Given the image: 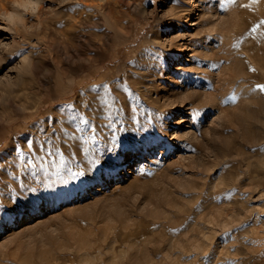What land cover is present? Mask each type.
<instances>
[{
  "label": "rangeland",
  "instance_id": "obj_1",
  "mask_svg": "<svg viewBox=\"0 0 264 264\" xmlns=\"http://www.w3.org/2000/svg\"><path fill=\"white\" fill-rule=\"evenodd\" d=\"M0 3V264H264V0Z\"/></svg>",
  "mask_w": 264,
  "mask_h": 264
},
{
  "label": "bare ground",
  "instance_id": "obj_2",
  "mask_svg": "<svg viewBox=\"0 0 264 264\" xmlns=\"http://www.w3.org/2000/svg\"><path fill=\"white\" fill-rule=\"evenodd\" d=\"M10 1H12V0H10ZM79 1V0H78ZM81 1V0H80ZM87 1V0H86ZM84 2V1H83ZM6 5V4H5ZM7 7V6H6ZM2 9V11L3 10H6L5 9V7H4V5L3 4H1L0 3V10ZM264 15V14H263ZM261 21V20H260ZM261 23V22H260ZM195 24V23H194ZM259 28V27H258ZM262 32V31H261ZM263 32H264V30H263ZM257 33V32H256ZM261 34V33H260ZM259 34V35H260ZM257 38H259V37H257ZM260 41V40H259ZM264 41V40H263ZM262 42V41H261ZM252 46V45H251ZM253 47V46H252ZM256 47V46H255ZM247 48V47H246ZM246 48H243V49H246ZM249 48V47H248ZM251 50V49H250ZM254 50V49H253ZM264 51V49H261V51ZM250 52V51H249ZM252 52V51H251ZM263 55H264V53H262ZM7 57V56H6ZM5 57V58H6ZM9 57V56H8ZM8 57H7V59H8ZM4 58V57H3ZM261 59V58H260ZM6 60V59H5ZM6 61H8V60H6ZM253 64V63H252ZM264 66V65H263ZM2 67V64H1V66H0V68ZM256 67L259 69V67L256 65ZM262 67V66H261ZM231 68V67H230ZM233 68V67H232ZM232 68H231V70H232ZM229 69V68H228ZM238 69V68H237ZM236 69V70H237ZM226 71H228V70H226ZM233 71V70H232ZM232 71H231V73H232ZM234 72H235V70H234ZM238 72V71H237ZM229 73H230V70H229ZM235 74H237V73H235ZM235 74H234V79L236 78L235 77ZM242 74V73H241ZM225 75V74H224ZM239 75V74H238ZM237 75V76H238ZM255 75H257V74H255ZM264 75V74H263ZM229 77H230V75H228ZM228 76H226L224 79H226V78H228ZM91 77V76H90ZM97 77V76H96ZM233 77V75H231V78ZM251 77V76H250ZM85 79V78H84ZM95 79V78H94ZM238 79V78H237ZM228 80H229V78H228ZM225 81H227V79L225 80ZM230 81V80H229ZM232 81V80H231ZM235 81V80H234ZM233 81V82H234ZM236 82H238V81H236ZM261 82H263V81H261ZM227 83H229V82H227ZM241 83V82H240ZM264 83V82H263ZM226 84V83H225ZM233 84V83H232ZM236 84V83H235ZM234 84V85H235ZM229 87H230V85H229ZM22 89V88H21ZM230 89V88H229ZM27 90H28V88H27ZM232 90V89H231ZM11 91V90H10ZM15 92V90H12L10 93H12V92ZM74 91H76V90H74ZM22 95H20L19 93H18V97H15V99L17 98V100L19 101V102H21V103H19L20 105H18V104H16L15 105V99L14 100H10L9 101V103H10V106H14V107H16L15 108V110L14 111H16V116H17V112H18V110H20V109H24V110H28V108H29V104L28 103H30V101H29V98H30V96H29V94L27 93V95H24L23 96V93H21ZM24 94H25V91H24ZM197 94V93H196ZM8 95V94H7ZM14 95H16V94H14ZM21 96H23L22 98H19V97H21ZM188 96V95H187ZM187 96H185L186 98V100H191L190 99V97L188 96V99H187ZM197 96V95H196ZM199 96V95H198ZM13 97V96H12ZM11 98V97H10ZM10 98H8V99H10ZM194 98H195V94H194ZM180 100V99H179ZM193 100V99H192ZM181 101L182 102H184L185 100L184 99H181ZM196 101V100H195ZM257 102V101H256ZM8 103V104H9ZM205 103H207L206 101H205ZM205 103L203 102V104H201V102H200V108H202L201 107V105H205ZM209 103H211L209 100H208V103L207 104H209ZM217 104V103H216ZM236 104V103H235ZM248 104H250V103H248ZM253 105H255V104H253ZM31 106V105H30ZM206 106V105H205ZM218 107H220L219 105H217ZM244 106V105H243ZM247 106V105H246ZM199 108V109H200ZM237 108H239V107H237ZM247 108V107H246ZM7 109V108H6ZM30 109V108H29ZM240 109V108H239ZM241 109H242V107H241ZM240 109V110H241ZM245 109V108H244ZM3 110H5V109H3ZM236 110H238V109H236ZM243 110V109H242ZM246 110V109H245ZM253 110V109H252ZM23 111V110H22ZM30 111V110H29ZM223 111V113L224 114H226L225 116L227 117V119H228V122L229 123H234V121H236L237 120V118H238V116H236V115H234L232 112L234 111V110H222ZM251 111V110H250ZM238 112H241V111H238ZM253 112V111H252ZM255 112V111H254ZM3 113V112H2ZM1 113V114H2ZM20 113H21V111H20ZM243 113H245V112H243ZM247 113V112H246ZM0 114V115H1ZM4 114V113H3ZM7 114H9V113H7ZM19 114V113H18ZM35 115V114H34ZM238 115V114H237ZM244 115V114H243ZM248 115V114H247ZM250 115H251V113H250ZM253 115V114H252ZM2 116V115H1ZM6 116H10V114L9 115H6ZM13 116V115H12ZM245 116V115H244ZM15 117V116H14ZM14 117H11L10 116V118L12 119V118H14ZM229 117V118H228ZM246 117V116H245ZM252 117V116H251ZM30 118V117H29ZM240 118V117H239ZM3 119L5 120V119H7V118H5V115H3ZM241 119V118H240ZM250 119V118H249ZM2 120V119H1ZM9 120V119H8ZM7 120V121H8ZM243 120V119H242ZM245 120V119H244ZM11 122L10 123H12V120H10ZM224 121H226L225 119H224ZM247 121V120H246ZM251 121V120H250ZM9 122V121H8ZM244 122V121H243ZM2 123H3V121H2ZM224 122H222V124H223ZM227 123V122H226ZM245 123V122H244ZM222 124H221V126H222ZM225 124V123H224ZM234 124H236V122L234 123ZM1 125V124H0ZM239 125V124H238ZM231 126V125H230ZM235 126L236 125H234V128H235ZM226 127V126H225ZM228 128H229V125H228ZM222 129H224V128H222ZM219 130H220V128H219ZM211 132V131H210ZM214 133V132H213ZM207 134V133H206ZM215 134V133H214ZM119 136V135H118ZM213 136V135H212ZM217 138H218V136H217ZM215 141V140H214ZM217 142V141H216ZM194 143V142H193ZM198 143V142H197ZM213 143V142H212ZM104 144V143H103ZM190 144L191 143H189V146H190ZM205 144V143H204ZM206 145V144H205ZM192 146L194 147V145L192 144ZM196 146V145H195ZM207 146V145H206ZM99 154V153H98ZM210 155H212V154H210ZM208 156V155H207ZM80 157V156H79ZM82 157V156H81ZM205 157V156H204ZM217 157V156H216ZM77 158H78V155H77ZM210 158V157H209ZM80 159V158H79ZM200 159V158H199ZM202 159V158H201ZM204 159V158H203ZM79 161H81V159L79 160ZM199 161H202V160H199ZM199 161H197V162H199ZM83 162V161H82ZM97 163V162H96ZM195 163V162H194ZM202 163V162H201ZM56 164V163H55ZM77 164V163H76ZM69 165H70V163H69ZM89 165V164H88ZM97 165V164H96ZM195 165H197V164H195ZM202 165H203V163L202 164H200L199 166H201L202 167ZM56 166V165H55ZM72 166H73V164H72ZM195 168H196V166H195ZM81 169H82V167H81ZM87 169H89V168H87ZM57 170V169H56ZM83 170V169H82ZM98 170V169H97ZM30 170H28V172H29ZM200 170H198V172H199ZM34 172V171H33ZM32 172V173H33ZM203 172H205V171H203ZM30 173V172H29ZM75 173V172H74ZM20 174H23V173H21L20 172ZM26 174H27V172H26ZM25 174V175H26ZM43 174H45V173H43ZM48 174V173H47ZM66 174V173H65ZM76 174V173H75ZM81 174V173H80ZM91 174V173H90ZM28 175V174H27ZM39 175V174H38ZM46 175V174H45ZM86 175V174H85ZM88 175V174H87ZM22 176H24V174L22 175ZM57 176V175H56ZM81 176H83L82 174H81ZM89 176V175H88ZM32 177V176H31ZM45 177V176H44ZM23 178H25V177H23ZM33 178V177H32ZM31 178V179H32ZM36 178V177H35ZM38 178V177H37ZM41 178V177H40ZM59 178V177H58ZM30 179V178H29ZM39 179V178H38ZM162 179V178H161ZM44 180V179H43ZM57 180V179H56ZM71 180V179H70ZM46 181V180H45ZM76 181V180H75ZM23 183V182H22ZM21 184V183H20ZM25 184H26V182H25ZM36 184V183H35ZM22 185V184H21ZM24 185V184H23ZM37 186V185H36ZM35 186V187H36ZM40 186V185H39ZM41 188V187H40ZM44 188V187H43ZM29 191V190H28ZM183 191V190H182ZM31 192V191H30ZM37 192V191H36ZM46 192V191H45ZM21 193V192H20ZM24 193V192H23ZM42 193V192H41ZM43 193H44V190H43ZM43 193L41 194L42 195V198L44 197L43 196ZM17 195V194H16ZM15 196V195H14ZM49 197V196H48ZM46 199H47V197H45ZM46 199H45V201H46ZM29 201H30V199H28ZM29 201H25V202H29ZM39 201V200H38ZM53 201H55L54 200V196H53ZM22 202V201H21ZM7 203V202H6ZM46 203H47V201H46ZM23 204V203H22ZM25 204V203H24ZM23 204V205H24ZM39 204H40V202H39ZM1 205H3V203L1 204ZM175 205V204H174ZM9 206V205H8ZM21 206V205H20ZM10 208V207H9ZM31 208V207H30ZM163 218V217H162ZM164 219V218H163ZM160 220V219H159ZM151 221H153V220H151ZM154 222V221H153ZM151 223V222H150ZM140 224H142V223H140ZM140 226V225H139ZM138 227V226H137ZM135 228V227H134ZM112 230H116V229H112ZM132 230H133V228H132ZM135 231L134 232H136V229H134ZM145 230V229H144ZM122 231V230H121ZM120 231V232H121ZM142 231V230H141ZM111 233V232H110ZM124 233V232H123ZM137 233V232H136ZM139 233V232H138ZM141 233V232H140ZM142 234V233H141ZM136 235V234H135ZM139 235V234H138ZM179 236V235H178ZM193 236V235H192ZM112 237V236H111ZM127 237H128V235H127ZM177 237V236H176ZM187 237H189V236H187ZM190 238V237H189ZM82 247V246H81ZM83 251V250H82ZM59 259V258H58ZM70 259V258H69ZM40 261V260H39ZM58 261V260H57ZM57 263V262H56Z\"/></svg>",
  "mask_w": 264,
  "mask_h": 264
},
{
  "label": "snow or ice",
  "instance_id": "obj_3",
  "mask_svg": "<svg viewBox=\"0 0 264 264\" xmlns=\"http://www.w3.org/2000/svg\"><path fill=\"white\" fill-rule=\"evenodd\" d=\"M261 90H264V87H262L261 88ZM233 99H234V97H233ZM83 107H87V105H83ZM68 112H69V120L70 121H75L76 119H77V116L79 115L78 113H74L73 111H72V107L70 106L69 107V109H68ZM81 122L82 123H87V121L86 120H83V119H81ZM53 135L55 136V133H53ZM15 150V149H14Z\"/></svg>",
  "mask_w": 264,
  "mask_h": 264
},
{
  "label": "clouds",
  "instance_id": "obj_4",
  "mask_svg": "<svg viewBox=\"0 0 264 264\" xmlns=\"http://www.w3.org/2000/svg\"><path fill=\"white\" fill-rule=\"evenodd\" d=\"M19 7H26L24 4H20L18 5ZM32 7H35L34 5H32ZM8 19L15 23V22H18V18L17 17H14L11 13L8 14Z\"/></svg>",
  "mask_w": 264,
  "mask_h": 264
}]
</instances>
